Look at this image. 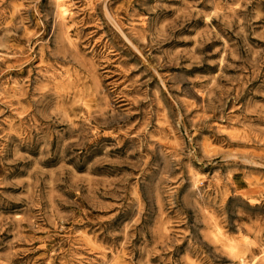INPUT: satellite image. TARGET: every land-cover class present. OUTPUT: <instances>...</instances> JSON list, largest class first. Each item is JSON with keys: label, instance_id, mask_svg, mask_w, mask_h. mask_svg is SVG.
I'll return each instance as SVG.
<instances>
[{"label": "rangeland", "instance_id": "obj_1", "mask_svg": "<svg viewBox=\"0 0 264 264\" xmlns=\"http://www.w3.org/2000/svg\"><path fill=\"white\" fill-rule=\"evenodd\" d=\"M66 1L0 0V264L261 255L264 0Z\"/></svg>", "mask_w": 264, "mask_h": 264}, {"label": "bare ground", "instance_id": "obj_2", "mask_svg": "<svg viewBox=\"0 0 264 264\" xmlns=\"http://www.w3.org/2000/svg\"><path fill=\"white\" fill-rule=\"evenodd\" d=\"M69 3L66 0H56V16L58 20H60L64 24H67L68 21L73 19L72 18L73 16L72 6ZM214 234L219 240L221 241L223 240L224 245H226L233 253L234 252L237 253L239 251L238 246L236 245L237 243L233 244L230 242H226V240L223 239L225 236H223L222 230L219 227V225H215ZM261 259L264 260V249L261 251V255L253 256V258L250 261H247L245 259V264H255L257 261Z\"/></svg>", "mask_w": 264, "mask_h": 264}]
</instances>
